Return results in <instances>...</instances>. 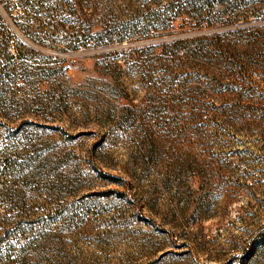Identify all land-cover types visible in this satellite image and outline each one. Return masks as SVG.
Here are the masks:
<instances>
[{
    "label": "rangeland",
    "instance_id": "1",
    "mask_svg": "<svg viewBox=\"0 0 264 264\" xmlns=\"http://www.w3.org/2000/svg\"><path fill=\"white\" fill-rule=\"evenodd\" d=\"M33 11L0 34V264H264V0Z\"/></svg>",
    "mask_w": 264,
    "mask_h": 264
},
{
    "label": "trees",
    "instance_id": "2",
    "mask_svg": "<svg viewBox=\"0 0 264 264\" xmlns=\"http://www.w3.org/2000/svg\"><path fill=\"white\" fill-rule=\"evenodd\" d=\"M43 1L49 2L50 0H0V34L3 35L5 29L8 27L5 16L12 18V14L16 13L18 19L25 20L33 16V5ZM0 46V49H2L9 47L10 44L5 40L0 43ZM16 58L21 59L19 51L17 50L16 54L4 56L0 60V90L2 88L1 81L8 77V70L14 65ZM10 157L11 154L7 153L4 149L0 150V169L10 162Z\"/></svg>",
    "mask_w": 264,
    "mask_h": 264
}]
</instances>
